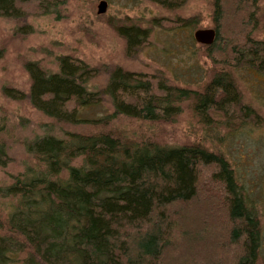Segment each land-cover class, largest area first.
I'll use <instances>...</instances> for the list:
<instances>
[{"label": "trees", "instance_id": "16d2710c", "mask_svg": "<svg viewBox=\"0 0 264 264\" xmlns=\"http://www.w3.org/2000/svg\"><path fill=\"white\" fill-rule=\"evenodd\" d=\"M34 1L0 0V18L23 19V6ZM157 1L168 5L181 0ZM38 2L47 15L60 5L59 0ZM259 3L215 0L216 40L210 49L221 42L228 11L237 21H254ZM119 34L127 41L130 55L149 38L148 31L136 26L121 28ZM239 36L241 48L238 44L240 49L235 48L230 59L243 72L264 76V43L254 41L248 31ZM234 41L229 39L225 47ZM58 66V72L47 73L36 63L28 64L29 93L6 90L5 95L28 100L34 109L58 122L104 127L119 116L169 121L180 115V105L188 100L207 125L211 113L242 107L236 79L229 72L213 77L202 91H193L170 86L163 78L117 68L107 86L95 91L89 83L97 70L71 57L59 58ZM106 101L112 105V114L96 119L85 116L87 110ZM242 111L248 118L259 117L247 106ZM26 149L43 169L0 187V198L17 203L6 218L0 216V264H171L169 256L174 253L179 258L172 264H263L262 224L255 205L231 163L203 145H135L112 133H73L67 139L37 138ZM10 162L8 149L0 142V168ZM204 167L213 168L209 179L222 190L227 221L217 236L228 242L218 247L208 243L215 252L199 259L193 250L186 251L212 239V230L200 223L205 229L201 226L184 234L188 211L178 209L198 202ZM222 255L228 258H220Z\"/></svg>", "mask_w": 264, "mask_h": 264}, {"label": "rangeland", "instance_id": "374dc122", "mask_svg": "<svg viewBox=\"0 0 264 264\" xmlns=\"http://www.w3.org/2000/svg\"><path fill=\"white\" fill-rule=\"evenodd\" d=\"M59 2L57 9L48 15L39 9L41 2L35 0L23 6L26 12L23 19L0 18V142L6 145L11 159L6 168H0V187L12 184L20 175L37 174L43 169L27 152L26 144L45 136L67 139V134L73 133L85 136L112 133L127 144L169 147L200 144L231 163L240 185L255 205L262 224L264 264V76L245 73L230 59L234 49L241 48L239 33L243 30L252 33L254 41L264 43V0H259L254 21L244 23L241 18L237 21L234 13L228 11L222 22L221 42L213 49L210 48L216 38L211 45H206L196 41L195 33L215 31V0H181L179 4L169 2L168 5L157 0ZM102 2L107 3V10L99 14ZM191 23L193 26L188 27ZM131 26L149 32L147 41L132 55L128 53L127 41L119 34L121 28ZM235 37H238L237 42ZM229 39L235 43L225 47ZM61 57H71L97 70L96 77L89 83V88L95 91L107 86L111 72L117 68L163 78L170 86L193 91H202L213 77L229 72L236 79L242 107L252 108L259 117L248 118L239 107L225 112L227 114L211 113L207 125L188 100L180 105V115L169 121L151 122L119 116L107 127L70 125L47 117L26 99L14 100L5 95L6 90L29 93L28 64L36 63L45 72L56 73ZM112 113V105L106 101L98 108L87 110L85 116L96 119ZM211 173L213 168H202L198 202L178 209L188 211L182 229L184 234L199 230L204 226L200 223L212 230V239L196 243L186 251L193 250L199 259L215 252L208 243L218 247L228 242L217 236L223 232L227 219L222 190L210 181ZM16 204L15 199L0 198V216L6 218ZM208 212L211 213L207 217ZM170 256L171 264L179 258L176 253Z\"/></svg>", "mask_w": 264, "mask_h": 264}, {"label": "water", "instance_id": "95a60500", "mask_svg": "<svg viewBox=\"0 0 264 264\" xmlns=\"http://www.w3.org/2000/svg\"><path fill=\"white\" fill-rule=\"evenodd\" d=\"M107 3L102 2L99 6V14L106 13ZM216 38V32L214 30H199L195 33V39L198 43L211 45Z\"/></svg>", "mask_w": 264, "mask_h": 264}]
</instances>
